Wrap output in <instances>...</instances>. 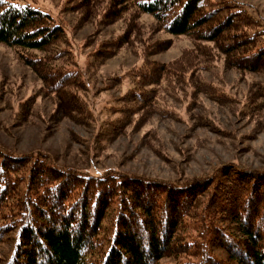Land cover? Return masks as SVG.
Masks as SVG:
<instances>
[{"label": "trees", "instance_id": "1", "mask_svg": "<svg viewBox=\"0 0 264 264\" xmlns=\"http://www.w3.org/2000/svg\"><path fill=\"white\" fill-rule=\"evenodd\" d=\"M34 1L0 0V44L11 47L55 99L54 117L94 120L82 96L83 73L67 66L63 26ZM67 1L70 11L89 4ZM102 1L115 6L114 15L151 14L170 35L190 36L194 47L168 64L145 60L130 69L125 75L132 86L95 139L108 141L139 120H133L138 108L154 105L166 80L177 86L219 56L238 71L264 72V20L240 0ZM102 47L93 53L95 63L117 44ZM155 48L147 43L142 52ZM8 240L3 264H264V168L229 162L170 181L111 169L90 174L45 154L0 147V244Z\"/></svg>", "mask_w": 264, "mask_h": 264}, {"label": "rangeland", "instance_id": "2", "mask_svg": "<svg viewBox=\"0 0 264 264\" xmlns=\"http://www.w3.org/2000/svg\"><path fill=\"white\" fill-rule=\"evenodd\" d=\"M88 1V6L73 11L67 9V0H35L33 4L63 26L62 46L70 58L67 66L82 71L86 85L82 96L94 120L78 123L54 117L55 99L40 89V79L17 53L0 44L3 150L17 155L45 154L57 165L90 174L111 169L170 181L206 175L229 162L264 168V72L238 71L220 56L177 86L166 80V85L156 89L154 105L138 108L133 120H139L108 141L95 139L100 123L116 115L109 110L121 104L118 98L132 86L125 75L130 69L145 60L168 64L182 59L194 41L187 35L165 32L151 14L119 11L114 15L109 11L115 6ZM240 1L264 20V0ZM103 7L107 18L100 13ZM108 41L116 43L117 49L95 63L93 53L103 52L102 44ZM160 41L165 42L164 49ZM151 42L157 48L144 54L143 46ZM30 97L26 108L23 103ZM11 242L0 244V264Z\"/></svg>", "mask_w": 264, "mask_h": 264}]
</instances>
